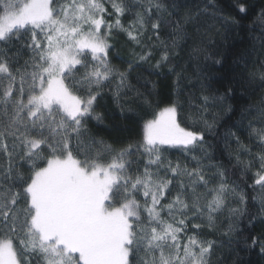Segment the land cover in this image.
Returning <instances> with one entry per match:
<instances>
[{
	"label": "snow or ice",
	"instance_id": "snow-or-ice-1",
	"mask_svg": "<svg viewBox=\"0 0 264 264\" xmlns=\"http://www.w3.org/2000/svg\"><path fill=\"white\" fill-rule=\"evenodd\" d=\"M210 6L211 12L193 11L182 0H0V264H219L224 246L245 251L260 244L264 231L244 235L241 224H264V194L258 219L242 185L258 162L249 186L264 190V93L239 121L258 142L251 160L240 159L250 149L238 132L221 134L219 124L233 112L227 101L238 89L247 94L264 86V43L256 59L241 53L217 75L223 54L212 50L211 26L201 17L226 29L239 21L216 0ZM233 8L248 11L239 0ZM120 34L133 44L123 71L112 63L120 57L113 55ZM190 39V63L175 84L188 80L185 87L201 93L202 107L189 105L196 118L186 125L174 100L144 121L139 139L119 149L108 144L99 134L107 113L97 111L105 85L123 113L122 97L143 96L130 82L133 72L137 83L141 68L171 75L176 50ZM211 108L218 111L209 121ZM209 136L236 153L239 177L230 180ZM170 150L185 162L173 161ZM215 234L219 241L208 238ZM259 251L264 257V244Z\"/></svg>",
	"mask_w": 264,
	"mask_h": 264
},
{
	"label": "trees",
	"instance_id": "trees-1",
	"mask_svg": "<svg viewBox=\"0 0 264 264\" xmlns=\"http://www.w3.org/2000/svg\"><path fill=\"white\" fill-rule=\"evenodd\" d=\"M182 2L193 11L197 9H207L209 12L212 11L210 0H182ZM216 2L225 8L226 13H231V18L239 21L238 26L228 27L226 29L222 27V22L220 21L213 20L211 17H201L202 20L206 21V23L211 26V31L207 33V40L208 43L212 45V50L219 51L223 54L224 68L217 72V75H220L222 72H226L234 66L233 62L241 53H250V60L256 59V53L260 51V46L264 43V22H262L260 18L261 8L264 7V0H239L240 3H244L247 6L248 11L246 14H238L235 8H233L237 0H216ZM130 19V16H125L123 18V23L127 25ZM188 31L191 33L193 29L189 26ZM217 33H219V35ZM113 43L116 44V47L113 49V55L115 56L118 52L120 53V57L114 58L112 63L123 71L127 67V63L124 61L128 59V53L130 49L133 48V44L128 41L127 36L124 34L117 36ZM192 46L193 42L190 39L187 44L184 45L183 51L179 49L176 50L179 54L175 57L173 62L177 63L178 66L176 72L171 75L163 77L149 75V72L141 68L138 69V71L142 73L143 78L137 83L136 72H133L130 77V82L139 88L143 96L137 98L134 92H128L125 97H122V102L126 101L123 103V113L121 112V107L117 106L112 99L111 93L108 92L110 85H105V92L108 94L100 100L102 107H98L97 111L103 110L107 113L104 126H101L99 134L103 136L108 144L119 149L125 147L131 140L139 139L144 121L151 119L156 111L168 106L174 100L182 104L181 112L186 125L190 124L191 118H196L193 115L197 111L196 107H190L189 105L191 103L192 105L202 107L201 101L198 99L201 93L198 89L185 87V85L189 83L188 80L181 81L178 88L175 84L176 73L180 72L182 68L187 67V64L190 63L188 61V53ZM136 50L139 51L138 48ZM158 56L159 53L155 52L151 63L154 64ZM216 58L219 59L221 57L217 56ZM261 59H264V57H261ZM144 67H147V65ZM192 71V68H188L185 74L191 76ZM260 71L261 70L257 67V80H259ZM152 82H156L155 87H153ZM114 83L115 82H112V86H114ZM223 90V88L220 89V91ZM149 92L152 93L151 96L148 95ZM190 93H194L191 98ZM262 93H264V86L256 87L247 94H242L238 89L235 97L227 101L228 104L232 105L233 112L222 114L220 117V133L223 134L225 129L232 128L233 131L238 132L242 142L250 149V154L244 153L240 156V159L245 162L251 160L253 156L259 152V148L257 147L258 142L255 139H248V131L240 128L239 121L243 110L249 109L250 106L253 105H259ZM145 99L152 102L151 106L144 103ZM130 108L134 111H128ZM217 111L218 109L211 108L209 114L205 118L211 121L212 114ZM249 118H251V116H249ZM247 124L248 120L246 119L244 120V125L246 126ZM234 125L236 127H233ZM258 126L259 125L256 124L253 125V127ZM208 139L212 140L215 146V159L223 163L225 167L229 169L230 180L239 177V170L233 173V168L236 164V153L233 151L230 156L229 149L225 147L222 139L213 140L211 136H209ZM235 148L236 145L233 143L231 149ZM166 155H169L173 161L179 159L182 163L185 162V155L179 150H170ZM107 159H110V156H105V160ZM207 163H209V161H205V164ZM189 166L191 167L194 165L190 164ZM258 166L259 164L256 162L249 172L247 184L242 185V187L245 188L247 194L249 212L256 215L259 219L261 209L259 197L264 194V190L258 185L254 188L249 186L252 185L255 179L253 174L256 172ZM253 197H256V199L254 200ZM241 227L247 229V231L243 233L244 235L251 233V235L256 236L264 231V224L256 223L254 227H248L247 219L242 221ZM208 238L220 240L219 234L209 236ZM248 244L251 245V241H248ZM261 244H264V237H261L260 244L255 245L254 248L248 247L245 251H234L224 246L217 251L219 264H235L237 260L241 261V264H264V257L260 255L259 251ZM233 249H235V245H233Z\"/></svg>",
	"mask_w": 264,
	"mask_h": 264
}]
</instances>
